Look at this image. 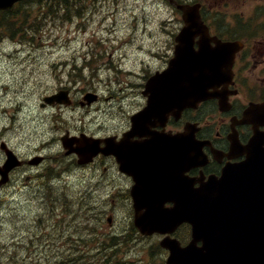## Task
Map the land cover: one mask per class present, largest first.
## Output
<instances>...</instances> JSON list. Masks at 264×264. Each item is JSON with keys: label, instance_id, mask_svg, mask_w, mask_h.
Masks as SVG:
<instances>
[{"label": "rangeland", "instance_id": "1", "mask_svg": "<svg viewBox=\"0 0 264 264\" xmlns=\"http://www.w3.org/2000/svg\"><path fill=\"white\" fill-rule=\"evenodd\" d=\"M33 7L31 18H41V5L30 8ZM45 12L50 17L39 34L42 39L37 36L39 46L28 49L27 54L15 59L14 63L8 58L10 50H14L9 42L0 49V76L34 75L36 90L29 98L36 101L43 89L53 84L46 79L49 72H62L59 76L65 83L67 71L73 64L82 68L84 61H100L97 69L91 72L93 77H88V69H82L86 77L77 84V91L90 89L102 95L107 101L101 102L99 107L113 115L112 119L105 118V124L124 125L128 115L138 106L139 97L133 94L138 93L136 85L140 84V77L162 67L170 55L172 34L180 26L179 16L177 22L171 7L154 0H83L77 18L73 9L62 12L45 7ZM149 50L157 56H152ZM116 67L122 75L114 71ZM130 84L135 85L129 88ZM31 87L30 84L28 88ZM20 101L26 102V110L30 109L23 95L17 102ZM96 109L98 106L88 113L83 111L84 125L90 129L94 127L91 124ZM67 162L63 182L56 185L63 201H56L53 216L50 212L46 214V204L42 205L39 200L33 205L11 203L18 217L6 209L0 212V264H65L64 257L73 259L86 251L89 252L85 255H91L101 250L104 242L108 243L110 237L125 227L129 208L123 194L113 193L115 202L111 203L105 192L84 191L90 182L88 174ZM61 204H65L62 217L57 214L63 207ZM57 216L61 217V224H57ZM109 216L114 220L111 227L107 224ZM51 225H58V229ZM122 241L125 246L120 249V255L124 254L132 264L164 263L165 255L156 248L155 239H140L127 233ZM72 246L77 253L71 254L69 248ZM96 262L87 258V262L77 260L71 264Z\"/></svg>", "mask_w": 264, "mask_h": 264}, {"label": "water", "instance_id": "2", "mask_svg": "<svg viewBox=\"0 0 264 264\" xmlns=\"http://www.w3.org/2000/svg\"><path fill=\"white\" fill-rule=\"evenodd\" d=\"M17 0H0V9H8ZM184 27L176 38L175 57L168 68L146 84L147 105L132 117V136L146 135L148 126L163 122L167 113L190 106L215 79L225 76L223 51L208 48L207 31L200 21L198 6L177 5ZM199 37V50L193 49ZM226 45L219 46L224 50ZM159 120V122H157ZM246 120L264 124V103L246 115ZM256 133V132H255ZM264 141L258 136L244 147L245 161L227 167L220 178H210L198 188L173 180L166 186V172L160 178L159 164L143 159L133 173L136 186L134 224L144 235L171 234L182 223L191 225V241L181 247L169 236L160 246L169 251L166 264H264ZM136 150H143L138 147ZM80 163L91 160L92 151H77ZM139 151L137 158L142 157ZM120 169L126 172L123 155L117 153ZM194 151V166L198 165ZM177 177V171L171 172ZM165 202H172L165 208ZM200 243V245H199Z\"/></svg>", "mask_w": 264, "mask_h": 264}, {"label": "flooded vegetation", "instance_id": "3", "mask_svg": "<svg viewBox=\"0 0 264 264\" xmlns=\"http://www.w3.org/2000/svg\"><path fill=\"white\" fill-rule=\"evenodd\" d=\"M202 15L211 35L224 41H241L243 46L236 53L233 85L226 87L224 102L208 100L196 109H186L179 120L170 117L163 130L165 134H177L186 124H197L196 139L203 142L201 151L205 162L195 168L193 162L189 166L186 161L182 176L191 184L201 175L204 179L220 177L226 166L244 160L239 151L253 136V129L241 122L243 113L250 104L264 102V0H205ZM226 15L232 19H227ZM231 30L234 39L218 32ZM3 86L7 85L0 80V90L5 89ZM17 86V82L10 83V91L0 93V208L10 199L25 202L38 199L42 205L47 202L50 192L64 179L67 158L62 143L67 134L72 138L86 134L96 138L111 135L119 139L129 128L128 119L124 125L113 127L102 123L96 129L77 126V122L67 123V107L43 105V95H56L67 90L73 102L70 109L77 111V107L87 109L89 106L81 105L82 94L77 93V87L60 84L52 90H45L35 110L8 111L5 104L19 99ZM137 97L145 103L141 94ZM141 102L135 110L143 106L140 107ZM78 112L80 116L79 108ZM260 130L264 132V126ZM186 149L188 156V145ZM91 168L97 189L113 192L127 190L132 185V180L119 174L118 170L116 175L124 179V184L109 178L117 169L111 156L98 154ZM185 229L181 226L177 231L185 233Z\"/></svg>", "mask_w": 264, "mask_h": 264}, {"label": "trees", "instance_id": "4", "mask_svg": "<svg viewBox=\"0 0 264 264\" xmlns=\"http://www.w3.org/2000/svg\"><path fill=\"white\" fill-rule=\"evenodd\" d=\"M67 1V0H65ZM68 4L65 3V8H68ZM116 244L111 245L112 248L116 247ZM111 247H108L107 249L103 250L99 257L93 258L97 260V264H130V261H127L129 258H126L125 256H122L118 253L117 249L114 250ZM77 256L67 257L63 261L65 264H71L74 261H77Z\"/></svg>", "mask_w": 264, "mask_h": 264}, {"label": "bare ground", "instance_id": "5", "mask_svg": "<svg viewBox=\"0 0 264 264\" xmlns=\"http://www.w3.org/2000/svg\"><path fill=\"white\" fill-rule=\"evenodd\" d=\"M85 30V29H84ZM43 203V202H42ZM60 203V202H59ZM80 203V202H79ZM81 204V203H80ZM65 205V204H64ZM46 206V205H45ZM73 206V205H72ZM83 208V207H82ZM80 209V208H79ZM87 209V208H86ZM81 216V215H80ZM76 218V217H75ZM78 264V263H77ZM83 264H85V263H83ZM87 264V263H86Z\"/></svg>", "mask_w": 264, "mask_h": 264}]
</instances>
